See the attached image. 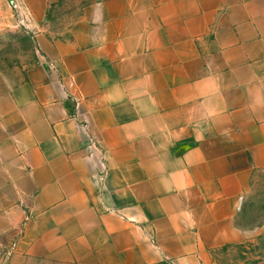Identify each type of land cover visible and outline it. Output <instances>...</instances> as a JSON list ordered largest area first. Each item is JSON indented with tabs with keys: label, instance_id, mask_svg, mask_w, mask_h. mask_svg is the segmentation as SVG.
I'll return each mask as SVG.
<instances>
[{
	"label": "crops",
	"instance_id": "0c3cea01",
	"mask_svg": "<svg viewBox=\"0 0 264 264\" xmlns=\"http://www.w3.org/2000/svg\"><path fill=\"white\" fill-rule=\"evenodd\" d=\"M0 60V264H217L264 174V0H96Z\"/></svg>",
	"mask_w": 264,
	"mask_h": 264
},
{
	"label": "rangeland",
	"instance_id": "374dc122",
	"mask_svg": "<svg viewBox=\"0 0 264 264\" xmlns=\"http://www.w3.org/2000/svg\"><path fill=\"white\" fill-rule=\"evenodd\" d=\"M96 0H55L47 8L49 28L62 33ZM31 14L22 0H0V60L6 68L21 66L23 76L37 61ZM238 225L245 241L221 251L217 264H264V174L253 181L242 202ZM164 264H170L165 262Z\"/></svg>",
	"mask_w": 264,
	"mask_h": 264
}]
</instances>
